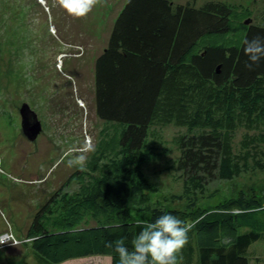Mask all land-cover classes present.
I'll return each mask as SVG.
<instances>
[{"label": "trees", "instance_id": "trees-1", "mask_svg": "<svg viewBox=\"0 0 264 264\" xmlns=\"http://www.w3.org/2000/svg\"><path fill=\"white\" fill-rule=\"evenodd\" d=\"M249 16L221 3L196 9L125 0L94 65L95 111L110 126L86 171L68 179L78 191L60 196L57 214L50 199L31 222L27 237L41 263L109 256L117 264L109 242L126 237L131 250L141 228L170 212L193 225L178 264H248L250 247L264 244V193H240L198 214L194 202L188 214L145 205L141 221L129 201L156 191L141 170L142 153L136 158L153 125L186 129L176 138L177 170L189 199L211 181L264 170V60L248 68L245 51V40L264 37V25Z\"/></svg>", "mask_w": 264, "mask_h": 264}, {"label": "rangeland", "instance_id": "rangeland-1", "mask_svg": "<svg viewBox=\"0 0 264 264\" xmlns=\"http://www.w3.org/2000/svg\"><path fill=\"white\" fill-rule=\"evenodd\" d=\"M169 1L174 7L196 9L209 3L238 6L249 11L251 23L264 25V0ZM124 4L125 0H94L90 12L75 16L62 0H0V235L7 232L16 240L0 248V264H33L30 250L26 255L30 239L24 230L50 199H55L52 208L57 214L63 204L60 196L78 191V184L68 179L75 170L86 171L101 131L110 126L95 111L94 65ZM23 104L40 124L35 140L22 132ZM245 132L235 131L234 151ZM185 133L174 125L149 127L136 158L142 153L141 170L156 191L130 199L135 220L144 219L145 205L188 214V204L194 202L198 214L240 193H264V170L254 169L231 180L211 181L203 194L185 197L176 143ZM80 155L86 158L83 164L77 160ZM64 264H110V257L90 256ZM248 264H264L263 243L250 247Z\"/></svg>", "mask_w": 264, "mask_h": 264}, {"label": "clouds", "instance_id": "clouds-1", "mask_svg": "<svg viewBox=\"0 0 264 264\" xmlns=\"http://www.w3.org/2000/svg\"><path fill=\"white\" fill-rule=\"evenodd\" d=\"M62 4L70 14L84 16L92 10L94 0H62ZM245 44L249 59L246 67L252 68L264 60V37L245 40ZM85 159L84 155L77 158L81 164ZM192 227L188 221L168 212L141 228L131 241V250L126 237L109 242L107 247L117 255V264H178ZM5 243L6 240L0 239V245Z\"/></svg>", "mask_w": 264, "mask_h": 264}, {"label": "water", "instance_id": "water-1", "mask_svg": "<svg viewBox=\"0 0 264 264\" xmlns=\"http://www.w3.org/2000/svg\"><path fill=\"white\" fill-rule=\"evenodd\" d=\"M19 112L21 115V128L23 134L29 140H35L40 131V124L36 119V114L30 110L29 106L26 104L22 105Z\"/></svg>", "mask_w": 264, "mask_h": 264}, {"label": "crops", "instance_id": "crops-1", "mask_svg": "<svg viewBox=\"0 0 264 264\" xmlns=\"http://www.w3.org/2000/svg\"><path fill=\"white\" fill-rule=\"evenodd\" d=\"M24 235H27V231H25L24 230V233H23ZM23 235V236H24ZM21 236H22V234H21ZM23 236L21 237V238H23ZM20 238V237H19ZM29 240V239H28ZM29 242H30V240H29ZM14 247V246H13ZM27 250H30V256H31V259L29 258V260L31 261V262H33V264H40V260H39V258L36 256V254L34 253V251L32 250V248H31V245H30V247L28 248V249H26V252H27ZM23 251V250H22ZM24 253H26L25 251H23ZM22 252V253H23ZM26 255H28V252H27V254ZM42 264H44V263H42ZM60 264H64V262L63 263H60Z\"/></svg>", "mask_w": 264, "mask_h": 264}, {"label": "built area", "instance_id": "built-area-1", "mask_svg": "<svg viewBox=\"0 0 264 264\" xmlns=\"http://www.w3.org/2000/svg\"><path fill=\"white\" fill-rule=\"evenodd\" d=\"M0 239H4L7 241V243L3 244V245H0V248H3V247H6L7 245H14L16 243V240L15 238L9 234V233H3L0 235Z\"/></svg>", "mask_w": 264, "mask_h": 264}]
</instances>
